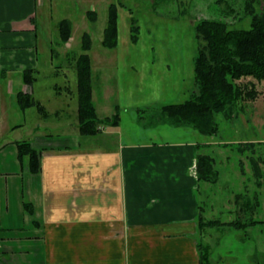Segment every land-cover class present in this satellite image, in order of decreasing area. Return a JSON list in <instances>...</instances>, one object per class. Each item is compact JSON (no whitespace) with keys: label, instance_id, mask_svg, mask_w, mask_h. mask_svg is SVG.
Returning a JSON list of instances; mask_svg holds the SVG:
<instances>
[{"label":"crops","instance_id":"crops-1","mask_svg":"<svg viewBox=\"0 0 264 264\" xmlns=\"http://www.w3.org/2000/svg\"><path fill=\"white\" fill-rule=\"evenodd\" d=\"M51 1L0 0V264H200L199 244L205 235L209 264H257L256 244L243 236H236L237 245L228 243L232 233L245 232L228 225L237 218L220 226H199L202 220L214 221L204 215L201 192L217 183L197 179V158H212L213 146L222 143L163 118L162 107L179 103L162 105L163 120L139 131V115L148 108L116 99L112 86L119 81L118 70L93 73L91 67V79L98 83L91 80L96 115L111 118L118 109L117 126L101 124L95 135L83 136L76 116L73 135L57 134L75 143L54 142L53 133L41 132L37 122L29 139H9L22 126L20 118L35 108L22 109L19 94L38 101L44 113L36 110L42 118L48 116L37 68L39 32L50 26ZM62 46L66 59L69 43ZM44 71L51 76L55 70ZM24 79L33 82L28 85ZM54 90L60 87L55 84ZM160 125L169 132L158 129ZM22 141L40 154L36 174L29 172L26 158L18 159L17 142ZM249 144L254 149L255 141ZM228 203V213L244 218L246 211L239 205L251 203L247 208L254 215L260 202L239 193Z\"/></svg>","mask_w":264,"mask_h":264},{"label":"rangeland","instance_id":"rangeland-1","mask_svg":"<svg viewBox=\"0 0 264 264\" xmlns=\"http://www.w3.org/2000/svg\"><path fill=\"white\" fill-rule=\"evenodd\" d=\"M110 4L117 6L118 13V43L114 49H107L101 44ZM246 4V0H226V6L231 12L225 14V5L220 6L217 0H52L51 20L48 22L50 26L42 28L39 32L37 68L41 70L38 79L39 95L48 108V116L44 119L36 108H31L24 119L20 118L22 126L8 134L9 139H29L32 137L33 127L40 123V131L53 133L51 135L54 142L75 143L63 140L62 134H57L73 135L75 128L78 103L76 72L72 70H75V61L82 53L84 33L91 39L87 54L93 73L97 70H118L119 81L112 86L117 92L116 99L119 98L121 103L130 99L142 105L138 107L148 108L138 114V130L143 131L142 126L146 128L151 122L163 120L165 116L162 118L160 112L162 105L181 103L189 97L191 91L196 90V21L220 20L230 29H247L250 18L245 15ZM254 6L259 12L263 11L264 0H258ZM89 8L96 14L95 22L86 17ZM131 18L139 28L136 42L130 40ZM62 19H68L72 24V41H68L69 53L66 59L63 46L59 44L57 30L58 21ZM49 50L52 52L51 61ZM44 70L55 71L48 76L43 75L47 73ZM67 70L71 71L68 73ZM64 74H67L68 80ZM95 78L92 77V83H96ZM236 83L245 91L254 90L256 96L254 99L239 101L232 117H217L219 131L211 140L215 144L222 143L213 146L212 159L219 175L216 185L213 184L209 191L201 192V201L207 219L225 222L237 218L234 213L226 211L229 207L228 200L232 201L233 196L239 193L255 196L260 202L257 210L254 215L247 214L242 218L243 221L250 218L256 221L255 226L237 233L238 235L232 233L228 237V243L237 245L236 236H243L246 242L249 240L257 245L260 251L256 259L257 264H264V80L243 77ZM55 84L60 87V91L54 90ZM66 87L71 92H68ZM94 87L96 88V85ZM55 111H58V115H55ZM127 119L130 120V117ZM167 128L168 126H158V129L166 133L169 132ZM164 135L157 136L156 140H163ZM253 141L256 144L254 149L253 145L249 144ZM256 165L261 174L260 179L253 171ZM239 172L243 176V186L239 184ZM208 237L205 235L201 244L207 246ZM213 238L216 239L217 235L213 234ZM229 258L231 262H235L234 257Z\"/></svg>","mask_w":264,"mask_h":264},{"label":"trees","instance_id":"trees-1","mask_svg":"<svg viewBox=\"0 0 264 264\" xmlns=\"http://www.w3.org/2000/svg\"><path fill=\"white\" fill-rule=\"evenodd\" d=\"M245 15L250 18L247 29H230L222 21L200 19L194 25V34L197 41V55L194 59V82L196 90L190 98L179 104L162 107L163 115L170 119L175 126H187L204 136H214L219 131L217 117L219 115L232 117L235 114L239 101L254 99V90L245 91L236 82L243 77H252L257 81L264 80V10L258 11L254 3L258 0H246ZM224 6L223 13L231 12L226 6V0H217ZM91 22L96 21L94 12H87ZM59 44L65 45L71 38V22L67 19L57 24ZM139 28L131 18L130 40L136 42ZM118 43V13L117 6H108L107 24L103 30L101 44L107 49H114ZM82 53L75 61L76 91L78 100V127L83 136H92L99 131L101 124L117 126L119 124L118 109L111 118L98 119L92 102L91 87V60L87 52L91 47V39L87 33L82 35ZM31 73V71H29ZM31 85L32 80L24 79ZM17 101L22 109L35 107L44 113L38 101L31 96L19 94ZM18 159L28 162L29 172L36 174L40 168V154L33 149L29 142H17ZM197 179L216 183L218 175L215 163L211 157L199 156L196 162ZM256 177L261 178L259 171ZM239 200V199H237ZM240 203V201H238ZM251 203L239 205V210L251 215ZM243 206V208H242ZM25 208L28 204L25 203ZM28 210V209H27ZM250 223L238 216L228 225L246 231L248 226L256 224L251 218ZM248 220V221H249ZM224 225L220 221H200L199 226ZM200 264H209V248L199 244Z\"/></svg>","mask_w":264,"mask_h":264}]
</instances>
